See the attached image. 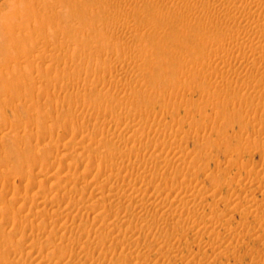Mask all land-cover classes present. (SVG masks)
I'll return each instance as SVG.
<instances>
[{
	"label": "rangeland",
	"instance_id": "374dc122",
	"mask_svg": "<svg viewBox=\"0 0 264 264\" xmlns=\"http://www.w3.org/2000/svg\"><path fill=\"white\" fill-rule=\"evenodd\" d=\"M251 1L0 0V264H143L144 258L134 253L147 241L152 248L150 258H145L147 264H264V32L253 29L250 40H232V35L249 29L252 19L262 21L264 8L249 18L250 25L238 18L241 16L227 19L222 8ZM256 1L263 6L264 0ZM214 7L222 8L217 10L223 13L217 14L223 17L216 16ZM217 32L222 35L212 40L209 36ZM250 47L255 50L247 55ZM238 54L237 60L228 61ZM222 57L229 62L226 66L220 60L217 63ZM82 122L92 126L85 128ZM157 122L161 124L158 127ZM124 127L132 129L125 132ZM133 129L137 133L133 134ZM140 131L144 139H140ZM104 136H109L108 140ZM102 153L103 158L99 156ZM107 163L114 170L121 165L122 170L116 169L121 176ZM144 171L159 177L150 178ZM101 173L112 175L114 185L128 179L126 185L122 183L124 188L120 185L123 189L146 187L143 194L145 190L141 192L139 186L142 197H150L148 187L151 193L158 188L153 191L158 202L143 200L142 215L141 206L136 208L137 212L140 209L139 219L136 209L131 210V203L137 200H129L124 191L123 197L119 196L121 188L103 181ZM165 179L173 184H165ZM51 180L52 188L46 187L45 182ZM182 180L184 187L179 184ZM186 180H192L193 187ZM101 187L108 199L96 201L94 193ZM193 188L201 192L191 191ZM39 191L46 194L43 205L41 199L33 198ZM195 193L202 194L199 198ZM173 194L179 196L178 202L186 197L183 202L187 205L194 195L193 203L202 213L198 208V222H191L193 226L173 224L180 213L185 216L183 202H177L176 211L173 207L164 216L159 213L161 202L166 205ZM59 198L63 202L55 212L51 204ZM250 198L253 201L248 204ZM109 199L118 201L113 204ZM72 202H77L73 203L76 209L69 207ZM121 205L126 209H120ZM39 208L45 215L34 219L32 213ZM145 215L152 220H141ZM166 216L171 217L169 226L167 218L163 224ZM158 218L166 233L156 236L160 241L154 244L153 232L143 227ZM203 220L208 226L197 232ZM63 221L70 227L61 228ZM33 224L41 227L42 235V230L37 231L39 235L33 231ZM144 235L150 241L142 240ZM127 236L133 238L121 243ZM156 245L164 249L154 250ZM166 245L176 246L167 250L168 256Z\"/></svg>",
	"mask_w": 264,
	"mask_h": 264
},
{
	"label": "bare ground",
	"instance_id": "6f19581e",
	"mask_svg": "<svg viewBox=\"0 0 264 264\" xmlns=\"http://www.w3.org/2000/svg\"><path fill=\"white\" fill-rule=\"evenodd\" d=\"M180 1H183V0H180ZM235 1H236V0H235ZM237 1H241V0H237ZM253 1H254V0H252L249 4L247 3V4H245V5H236L235 7L233 6L232 8L226 6V5L223 3L225 6L222 7V8L225 10L224 12H226V13L228 14V16H229V17L226 16L227 19L230 18V17L232 18V17H236V16H241V17H238V18H240V20H241V18H242L243 21L245 20L244 24L246 23L247 25H250L251 23L249 24V21H250L249 18H250V17L253 18V16L256 15L257 13H258V14H261V12L259 13V10H261V9L264 8V7H263L264 4H263V6H262V5L258 4L257 1H256V2H253ZM197 2L202 4V3L206 2V0H197ZM240 3H241V2H240ZM262 3H264V2H261V4H262ZM217 4H218V3H217ZM223 4H222V6H223ZM227 4H228V3H227ZM238 4H239V3H238ZM241 4H243V3H241ZM230 5L232 6L233 4H229V6H230ZM215 6H216V5H215ZM261 7H262V8H261ZM222 8H221V9H222ZM214 9H215V7H214ZM217 9H218V8H217ZM217 9H215V10H216V16L218 15L217 13L221 10V9H220V10L218 9V10H219V11H218ZM263 10H264V9H263ZM217 11H218V12H217ZM222 11H223V10H222ZM222 11L219 12V13L222 14V13H223ZM261 11H262V10H261ZM213 12H214V11H213ZM226 13H224V14H226ZM241 13H242V14H241ZM224 14H223V15H224ZM258 14H257V15H258ZM207 15H208V14H207ZM212 15H213V14H212ZM214 15H215V14H214ZM216 16H215V17H216ZM218 16H220V15H218ZM218 16H217V17H218ZM221 16H222V15H221ZM221 16H220V17H221ZM206 17L209 18V16H206ZM222 17H223V16H222ZM238 18H237V19H238ZM261 18H262V17H261ZM218 19H219V18H218ZM222 19H223V18H222ZM235 19H236V18H235ZM248 19H249V20H248ZM254 19H255V18H254ZM254 19L251 20V21H252V25L248 26V28H249L248 30H245V31H243V32H241L240 30H238V31H240V32H239V33L237 32L234 36L232 35V40L234 39V40H236V42L244 41V39H246V40H247V39L250 40V39H251V38H250V35H251L250 33H251V32L254 33V31H252L253 29H255L256 31L258 30L259 32H262V33H263V32H264V21H263V19H264V11H263V19H262V21H258V19H260V18H258V19H256V20H254ZM240 20H239V22H240ZM243 21H241V22H243ZM241 22H240V23H241ZM114 23H116V22H114ZM114 23H112V24H114ZM237 23H238V21H237ZM242 24H243V23H242ZM250 27H252V28H250ZM226 29L228 30V28H226ZM229 29H230V28H229ZM236 30H237V29H236ZM236 30H235V31H236ZM220 31H221V30H220ZM222 32H223V33H227L228 31H227V32H226V31H222ZM222 32H217V34H216V33H214V34L211 33L212 37H211V35H210L209 37H210L212 40H214V36H217L218 34H219V35H222ZM259 32H258V33H259ZM228 33H229V32H228ZM231 33H232V32H230V34H231ZM255 33H257V32H255ZM262 33H260V34H262ZM223 35H225V34H223ZM254 35H255V34H254ZM254 35H253V36H254ZM257 35H259V34H257ZM257 35H256V36H257ZM230 36H231V35H230ZM260 36H261V35H260ZM206 37H207V36H206ZM257 37H258V36H257ZM257 37H256V38H257ZM215 38H216V37H215ZM217 38H218V36H217ZM249 38H250V39H249ZM256 38H255V39H256ZM259 38L262 39L263 36H262V37H259ZM259 38H257V39H259ZM255 39H254V40H255ZM248 40H247V41H248ZM255 41H256V40H255ZM263 41H264V38H263ZM59 42L63 43V40H59ZM245 42H246V41H245ZM252 42H253V40H252ZM259 42H260V41H259ZM227 43H228V42H227ZM239 43H240V42H239ZM246 43H247V42H246ZM246 43H245V44H246ZM256 43H258V42H256ZM261 43H262V40H261ZM223 44H224V43H223ZM247 44H249V43H247ZM250 44H251V42H250ZM221 45H222V44H221ZM255 45H257V44H255ZM102 46H103V45H102ZM232 46H233V44H232ZM259 46H261V45L259 44ZM263 46H264V43H263ZM256 47H258V45H257ZM232 48H235V47H232ZM232 48H231V49H232ZM254 48H255V47H250V48H248V49H247V51H248V54H247V55H249V53H250V54H253V52H254L253 50H255ZM257 49H258V48H257ZM235 50H236V49H235ZM243 51H245V50H243ZM232 53H233V52H232ZM236 53H237V52H236ZM243 54H244V53H243ZM241 56H243V55H241ZM232 57H234V56H232ZM251 57H252V56H251ZM238 58H239V54H238V56H235L234 58H230L228 61H229V62H231V61H235V60H237ZM246 58H247V57H246ZM216 60L218 61V62L216 61L217 63H219V60H220L225 66H226V63H229L228 61L223 60V57H222V59H221V58H218V59H216ZM241 60H242V59H241ZM221 62H220V63H221ZM222 63H221V64H222ZM232 63H233V62H232ZM232 63H231V64H232ZM234 63H235V62H234ZM221 64H220V66L223 65V64H222V65H221ZM227 66H229V65H227ZM222 67H224V66H222ZM115 73H116V72H115ZM119 75H120V74H119ZM119 75H118V76H119ZM116 76H117V75H116ZM112 99H113V98H112ZM118 100H119V99H118ZM113 101H114V99H113ZM115 101H116V100H115ZM147 113H148V112H147ZM92 119H93V118H90L91 121H92ZM94 120H95V119H94ZM110 120H111V119H110ZM107 121H108V120H107ZM87 122H88V121H86L85 123H87ZM93 122H94V121H93ZM93 122H92V124H93ZM131 122H133V121H131ZM131 122L128 121L129 124H130ZM83 123H84V122H82V125H83ZM113 123H114V122H113ZM116 123H117V122H116ZM157 123H158V122H157ZM100 124H101V123H100ZM109 124L111 125V123H109ZM87 125L89 126V124H87ZM87 125H85V126H87ZM95 125H96V124H95ZM114 125H115V124H114ZM118 125H119V124H118ZM123 125H124V124H123ZM131 125H132V127H133V126H138V125H135V124H133V123H131L130 126H131ZM154 125H155V124H154ZM156 125H157V124H156ZM156 125H155V126H156ZM160 125H161V124L158 123L157 127L160 126ZM85 126L83 125V127H85ZM88 126H87V128H88ZM91 126H92V125H91ZM91 126H89V128H90ZM103 126H104V125H103ZM111 126L113 127V125H111ZM111 126H110V127H111ZM115 126H116V125H115ZM121 126H122V125H121ZM121 126H120V128H122ZM108 127H109V126H108ZM108 127H107V128H108ZM118 127H119V126H118ZM138 127H139V126H138ZM138 127H137V128H138ZM80 128H81V127H80ZM85 128H86V127H85ZM115 128H117V127H115ZM127 128H128V127H127ZM82 129H83V128H82ZM125 129H126V128L124 127V130H125ZM131 129H132V128H130V129H128V130H131ZM134 129H135V127H134ZM134 129H133V131H134ZM84 130H85V129H84ZM86 130H87V129H86ZM93 130H95V128H94ZM101 130H102V129H101ZM110 130H112V128H111ZM120 130H121V129H120ZM124 130H123V131H124ZM128 130L126 129L125 132L128 131ZM113 131H114V130H113ZM113 131H112V133H113ZM86 132H87V134H88V136H89V132H88V131H86ZM102 132H104V131H102ZM117 132H118V134H119V131H117ZM135 132H136V130L134 131V133H133V132H132V133L135 134ZM138 132H139V131H138ZM112 133H111V134H112ZM136 133H137V132H136ZM83 134H84V133H82V135H83ZM118 134H117V135H118ZM141 134H142V136H140ZM82 135H81V137H82ZM103 135H104V134H103ZM105 135H106V134H105ZM108 135H109V134H108ZM112 135H113V134H112ZM117 135H116V136H117ZM140 135H139V136H140V139H142V138L144 139V136H143L142 131H140ZM144 135L147 136V134H145V133H144ZM83 136H85V138H86V134H84ZM88 136H87V137H88ZM146 136H145V139L149 138V136H147V138H146ZM111 137H112V136H111ZM119 137H120V136H119ZM141 137H142V138H141ZM173 137H174V136H173ZM173 137H172V138H173ZM104 138H105V136H104ZM104 138L102 137V141H103V142L105 141V139L108 140L109 136H108V138H107V137H106L105 139H104ZM170 138H171V137H170ZM82 139H83V138H82ZM113 139H114V137H113ZM116 139H118V138H116ZM116 139H115V141H116ZM119 139H120V138H119ZM121 139H122V137H121ZM168 139H169V138H168ZM168 139H167V140H168ZM107 140H106V141H107ZM111 140H112V139H111ZM111 140H110V141H111ZM122 140H123V139H122ZM122 140H121V142L124 141V140H123V141H122ZM173 140H176V139H173ZM173 140H171V141H173ZM80 141H82V140L80 139ZM80 141H79V142H80ZM106 141H105V142H106ZM110 141H109V143H110ZM112 141H113V140H112ZM112 141H111V142H112ZM115 141H114V142H115ZM156 141H158V140H156ZM168 141H169V140H168ZM83 142H84V141H83ZM107 142H108V141H107ZM118 142H119V140H118ZM125 142H126V141L123 142V145H124ZM127 142H128V140H127ZM169 142H170V141H169ZM178 142H179V141H178ZM128 143H129V142H128ZM128 143H127V144H128ZM166 143H167V142H166ZM117 144H119V143H117ZM177 144H178V143H177ZM77 145H79V144H77ZM80 145H83V143H82V144L80 143ZM110 145H111V143H110ZM112 145H113V144H112ZM115 145H116V144H115ZM120 145H121V143L119 144V146H120ZM129 145H130V144H129ZM129 145H128V146H129ZM159 145H161V143H159ZM72 146H73V145H72ZM64 147H65V146H64ZM110 147H111V146H110ZM113 147H114V145H113ZM115 147H116V146H115ZM125 147H126V146H125ZM146 147L148 148V146H146ZM161 147H162V146H161ZM180 147H181V146H180ZM180 147H179V148H180ZM69 148H70V147H69ZM77 148H78V146H77ZM79 148H80V147H79ZM120 148H122V146H121ZM128 148H129V147H127L126 149H128ZM133 148H134V147H133ZM176 148H177V146H176ZM123 149H124V148H123ZM131 149H132V148H131ZM136 149H137V147H136ZM138 149H139V148H138ZM138 149H137V151H138ZM173 149H174V148H173ZM71 150H72V149H71ZM74 150H75V148H74ZM74 150H73V151H74ZM108 150H109V149H108ZM110 150H111V149H110ZM115 150H116V149H115ZM120 150H121V149H120ZM124 150H125V149H124ZM133 150H134V149H133ZM116 151H119V150H116ZM128 151H129V149H128ZM128 151H127V153H125V154H128ZM134 151H136V150H134ZM129 152L131 153V151H129ZM130 153H129L128 155H130ZM136 153H137V152H136ZM136 153H135V154H136ZM122 154L125 155V154L123 153V151H122ZM122 154H121V155H122ZM131 154H132V153H131ZM138 154H139V153H138ZM143 154H144V153H143ZM143 154H142V157H141V155H140V158H141V159L144 158V157H143ZM62 155H63V154H62ZM95 155H96V154H95ZM102 155H103V153H102L101 155H99V156L102 157ZM104 155H105V154H104ZM111 155H112V154H111ZM161 155H162V154H161ZM96 156H98V155H96ZM119 156H120V154H119ZM125 156H126V155H125ZM131 156H132V155H131ZM100 157H99V158L97 157V158L100 160ZM109 157H110V156H109ZM114 157H115V156H114ZM122 157H123V156H122ZM137 157H138V156H137ZM137 157H136V158H137ZM145 157H146V156H145ZM163 157H164V156H163ZM166 157H167V156H166ZM94 158H95V157H94ZM102 158H103V157H102ZM116 158H117V157H116ZM124 158H125V157H124ZM124 158H122L121 161H123ZM127 158H128V157H127ZM130 158H131V157H130ZM167 158H168V157H167ZM95 159H96V158H95ZM120 159H121V157H120ZM141 159H140L139 161H141ZM163 159H164V158H163ZM165 159H166V158H165ZM99 160H98V162L100 163ZM117 160H118V159H117ZM144 160H146V159H144ZM150 160H151V159H150ZM150 160H149V161H150ZM152 160H153V159H152ZM130 161H131V160H130ZM134 161H135V160H134ZM156 161H157V160H156ZM159 161H160V160H159ZM167 161H168V160H167ZM98 162H97V163H98ZM113 162H115V161H113ZM118 162H120V161L118 160L116 164H118ZM144 162H145V161H144ZM152 162H153V161H152ZM152 162L150 161L151 164H152ZM163 162H164V161H163ZM125 163H126V162H125ZM128 163H129V162H128ZM128 163H127V164H128ZM132 163H133V162H131L130 164H132ZM139 163H140L141 165H143V164H142V163H143L142 161L139 162ZM148 163H149V162H148ZM156 163H158V162H156ZM161 163H162V162H161ZM100 164H102V160H101V163H100ZM100 164H99V165H100ZM112 164H113V163H112ZM116 164H114V165L116 166ZM136 164H138V163H136ZM158 164H159V163H158ZM99 165H98V166H99ZM107 165L111 168V166H110L111 163H110V165L107 163ZM118 165H119V164H118ZM118 165H117V166H118ZM125 165H126V164H125ZM134 165H135V164L133 163L132 166L134 167ZM141 165H139V166H141ZM100 166H101V165H100ZM100 166H99V167H100ZM115 166H114V167H115ZM117 166H116V169H118ZM130 166H131V165H130ZM146 166H148V168H149V165H147L146 162H145V167H146ZM112 167H113V165H112ZM118 167H121V169L119 168V170H122V166H121V165L118 166ZM133 167H132V168H133ZM135 167H136L135 169L139 168L138 166H135ZM142 167H144V166H142ZM145 167H144V168H145ZM100 168H101V167H100ZM106 168H107V167H106ZM106 168H105V169H106ZM151 168H152V166H151ZM151 168H150V169H151ZM103 169H104V168H103ZM105 169H104V171H105ZM111 169H112V168H111ZM116 169H115V170L112 169V171L114 170V172H115V171H116V172H120V171H118V170H116ZM123 169H125V168H123ZM135 169H134V170H135ZM140 169H141V168H140ZM140 169H139V170H140ZM145 169L147 170V167H146ZM145 169H144V170H145ZM156 169H157V168H156ZM130 170H131V169H130ZM130 170H129V171H130ZM134 170H132L131 174L133 173ZM139 170H137V171L139 172ZM141 170H143V168H142ZM141 170H140V172H141ZM110 171H111V170H110ZM110 171H109V173H110ZM124 171H125V170H124ZM129 171H126V172H129ZM156 171H157V170H156ZM156 171H155V172H156ZM101 172H103V171H101ZM114 172H113V174H112V173H111V174H112V175H115L116 172H115V173H114ZM122 172H123V171H122ZM138 172H135V174H134L135 177H136V174H138ZM140 172H139V173H140ZM144 172H145V173H148L149 176H150V174H151V171H147V172L144 171ZM152 172H153V171H152ZM157 172H158V171H157ZM103 173H104V172H103ZM103 173H101V174H103ZM162 173L164 174V172H162ZM165 173H166V172H165ZM116 174H117V173H116ZM118 174H119V173H118ZM127 174H129V173H127ZM131 174H129V175L132 176L133 174H132V175H131ZM140 174H142V173H140ZM159 174H160V176L163 175V174L161 175V173H159ZM103 175H104V174H103ZM108 175H109V174H108ZM112 175H109V177L106 176V175H104L105 178H104L103 181H105L106 183H109V185H114V182H113L112 177H111ZM124 175L127 176V175L125 174V172H124ZM152 175L154 176V175H156V174L152 173ZM152 175H151V176H152ZM157 175H158V173H157ZM157 175H156V177H159V176H157ZM99 176H100V175H99ZM115 176H116V175H115ZM115 176H113V177H115ZM120 176H121V172H120ZM122 176H123V174H122ZM138 176H139V175H138ZM151 176H150V178H152ZM165 176H166V175H165ZM49 177H50V176H49ZM52 177H53V176H52ZM69 177H70V176H69ZM69 177H67V178L70 180ZM110 177H111V178H110ZM116 177H119V176H116ZM135 177H133V178L135 179ZM95 178L99 179L98 177H95V176H94V180H95ZM122 178H123V177H122ZM127 178H128V177H127ZM160 178H161V177H160ZM165 178L169 179L167 176H166ZM97 179H96L95 181H97ZM102 179H103V178H102ZM113 179H114V178H113ZM118 179H119V178H118ZM118 179L116 178L115 180L118 181ZM131 179H132V178H131ZM158 179H159V178H158ZM162 179H164L163 176H162ZM167 179L163 180V181L165 182V184H168L167 181H169V180H167ZM142 180H143V179H142ZM150 180H152V179H150ZM153 180H156V179L153 178ZM153 180H152V181H153ZM187 180H188V179H187ZM187 180H186V181H187ZM99 181H101V180L99 179ZM99 181H98V182H99ZM103 181H101V182H103ZM117 181H115V183H117ZM119 181L122 182L123 180L121 181V179H119ZM127 181H128V179H127ZM127 181H126V183H127ZM170 181H171V180H170ZM170 181H169V183H170ZM190 181H192V180H189V181H187V182H189V184H190ZM194 181H195V180H194ZM52 182H53L52 180H51V182H50V181L45 182L46 185H47L46 187H48V188H52V186L54 185V184H52ZM98 182H97V183H98ZM101 182H100V183H101ZM105 182H103V185H105L104 187H106ZM160 182L162 183V180H161ZM192 182H193V181H192ZM192 182H191V183H192ZM53 183H54V182H53ZM88 183H89V182H88ZM95 183H96V182H95ZM95 183H93V184H95ZM100 183H99V184H100ZM111 183H113V184H111ZM122 183H123V182H122ZM122 183H121V184H122ZM126 183H125V184L123 183V184L126 185ZM93 184H92V185H93ZM121 184H120V183H119V185H118V183L115 184V185H116V188H117V185L120 187ZM123 184L121 185L122 187L124 186ZM141 184H142V183H141ZM144 184H146V183H144ZM150 184H151V183H150ZM170 184H173V183L171 182ZM170 184H169L168 188L171 187ZM179 184L182 185V184H183V180H182L181 183L179 182ZM187 184H188V183H187ZM96 185H97V184H95V187L103 186L102 184H101V185H98V186H96ZM109 185H108V186H109ZM115 185H114V186H115ZM128 185H129V184H128ZM128 185H127V186H128ZM190 185H191V184H190ZM190 185H189V186H190ZM55 186H56V184H55ZM55 186H54V188H55ZM82 186H83V185H82ZM86 186H87V185H86ZM93 186H94V185H93ZM114 186H113V187H114ZM133 186H136V185H133ZM139 186H140V188H141V192H142V190H143V191L145 190V192H144L143 194H146V193H147V192H146V187H143V186H141V185H139ZM139 186H137L138 188H137V187H134V188H131V189H128L129 187L126 188V189H128V190L123 189L124 187H123V188L120 187L121 189L118 188V189H120V190L122 191V195L120 194L119 196L123 197L124 193H126L125 195L128 197L129 200H132V198H135V199L137 200V201L134 200L135 202H134V203H131V204H133V207L131 208V210H133L134 208H135V209H136V208L138 209V207H140V206H141V209H142V208H143V204H144V203H143V202H144L143 200H146V201L148 200V201H150V202L153 201V202H151V203L158 202V200H156V198L158 199L157 195H155V194L153 193V191L156 192V189H158V188H155V190H151V191H152V193H151V192H150V188L148 187L147 189H149V193H150L149 196H150V197L147 196L148 194H147L146 196L142 197V196L140 195V188H139ZM144 186H146V185H144ZM148 186H149V185H148ZM161 186H162V185H161ZM161 186H159V189H160ZM166 186H167V185H165V187H166ZM173 186H174V187H177V186H175V185H173ZM178 186H180V185H178ZM185 186H186V182H185ZM191 186L193 187V185H191ZM180 187H181V186H180ZM182 187H184V184H183ZM85 188H86V187H85ZM93 188H94V187H93ZM101 188H102V187H101ZM114 188H115V187H114ZM97 189H99V188H97ZM97 189H96V193H94V192H93L94 189H92V190H93L92 192H93L95 195H94L93 193H92V194L96 197V198L94 197L95 200H96V199H97V200H98V199H101V200H102V199H104V200H105V199H108V195H107L106 192L103 190L104 188H102V190L99 189V190H101L100 192H98L99 190H97ZM105 189H106V188H105ZM162 189H163V188H162ZM162 189H160V190H162ZM164 189H165V188H164ZM172 189H173V188H172ZM172 189H171V190H172ZM179 189H181V188H179ZM184 189H185V188H184ZM194 189H196V188L191 189V191H194V192H195ZM48 190H49V189H48ZM112 190H113V189H112ZM112 190H111V191H112ZM187 190H188V189L186 188V190H185L186 193H187ZM197 190H198V189H196V191H197ZM42 191H43V190H42ZM49 191H50V190H49ZM107 191H108V190H107ZM114 191H115V190H114ZM116 191H117V189H116ZM123 191H124V193H123ZM157 191H159V190H157ZM177 191H178V189H177ZM179 191H180V190H179ZM183 191H184V190H183ZM103 192H105V194H104ZM112 192H113V191H112ZM117 192H118V191H117ZM181 192H182V191H181ZM181 192H180V193H181ZM197 192H201V190H200V191H197ZM39 193H41V192L39 191ZM39 193H35V194H34L35 197H33V198L41 199V201L44 202V203H42V205H43V204H45V200H44V199H46V198H44V196H43L44 193H43V194L41 193L42 195L39 194ZM46 193H47V191H46ZM118 193H119V192H118ZM188 193H191V192L188 191ZM192 193H193V192H192ZM32 194H33V193H32ZM90 194H91V193H90ZM113 194L115 195V193H113ZM157 194H158V192H157ZM195 194H197V193H195ZM198 194L200 195V194H202V193H198ZM198 194H197V195H198ZM44 195L46 196V194H44ZM173 195H174V194H173ZM176 195H179V192L176 193ZM191 195H192V196H191L192 198L190 197V199H191L190 201H192V203H193V200H192V199H193V196H194V195H193V194H191ZM199 195H198V196H199ZM206 195H207V194H206ZM206 195H205V196H206ZM60 196H61V195H60ZM63 196H64V195H63ZM67 196H68V195H67ZM126 196H125V197H126ZM158 196H159V195H158ZM198 196H197V198H198ZM200 196H201V195H200ZM200 196H199V198H200ZM212 196H213V195H212ZM64 197H65V196H64ZM116 197H117V196H116ZM121 197H120V198H121ZM145 197H146L147 199H146ZM170 197H171V196H170ZM177 197H179V196H177ZM177 197L174 195L173 197L170 198L172 201H171V200H168V202L165 203L166 205H163V204H164V201H163V202H161V203H163V204L160 205V207H159V205H155V207L158 206L159 208H158V207H156V208H158V211L160 210V211H161V214L163 215V214H165L166 212H169L170 210H172L173 207H174L173 209H175V207L178 206V205H177L178 203H181V202H183L184 200H185V203H186V199H184V198H186V197L182 196V197H184V198H183V201L180 200L181 202H178V199H179V198H177ZM182 197H180V198H182ZM48 198H49V197H48ZM48 198H47V199H48ZM62 198H63V197H62ZM62 198L54 199V202L52 201V204L50 203L51 205H54V210H55V207H56L55 212H56L57 210H59L58 207H61L60 204H62V202H63V201H62ZM91 198H93V197L91 196ZM118 198H119V197H118ZM144 198H145V199H144ZM150 198H151V199H150ZM202 198H204L203 195H202ZM64 199H65V198H63V200H64ZM116 199H117V198H116ZM121 199H122V198H121ZM123 199H124V198H123ZM149 199H150V200H149ZM167 199H168V196H167ZM167 199H165V200H167ZM33 200H34V199H33ZM67 200H68V199H67ZM83 200H84V199H83ZM90 200H92V199H90ZM97 200H96V201H97ZM104 200H103V201H104ZM109 200H110L111 203H113V202H114V203H117V201H118V200H117V201L114 200V201L112 202L111 199H109ZM126 200H127V199H126ZM129 200H128V201H129ZM154 200H155V201H154ZM160 200H161V199H160ZM162 200H164V199H162ZM205 200H206V199H205ZM41 201L39 200V202H41ZM47 201H48V200H47ZM72 201H73V199H72ZM74 201H75V200H74ZM76 201H77V200H76ZM81 201H82V200H81ZM81 201L78 200V202H81ZM85 201H86V200H85ZM88 201H89V200H88ZM88 201H87V202H88ZM115 201H116V202H115ZM122 201H123V200H122ZM142 201H143V202H142ZM146 201H145V202H146ZM203 201H204V199H203ZM203 201H202V202H203ZM252 201H253V199L250 198V199L247 200V203L249 204V203H251ZM34 202H36V201H33V203H34ZM49 202H51V201H49ZM60 202H61V203H60ZM64 202H65V201H64ZM67 202H68V201H67ZM83 202H84V201H83ZM83 202H82V204H84ZM91 202H92V201H91ZM91 202H90V203H91ZM105 202H106V204H108V203H107V202H108L107 200H106ZM110 202H109V203H110ZM138 202H139V203H138ZM159 202H160V201H159ZM172 202H173V203H172ZM174 202H175V204H174ZM177 202H178V203H177ZM202 202H201V203H202ZM46 203H47V202H46ZM73 203H74V202H72V204H73ZM114 203H113V204H114ZM128 203H129V204H128ZM128 203H127L128 205H131L130 202H128ZM142 203H143V204H142ZM161 203H160V204H161ZM183 203H184V202H183ZM183 203H181V205L184 206V209H185L184 211H185V213H184V211H183L182 209H181V212L183 211L182 213H183L186 217H185V216L182 217V216H181V213L179 212V213H180V215H179L178 212H177V214L179 215L180 218H179V217H176L175 221H173V222H176V221H177L178 224H179V223H180V225L183 224V225H182L183 227H184V225H185V226H188V225L190 226V223H191V222H195V223L198 222L196 217H197V215H198L197 212L199 213V211H198V208H199V207H197V206L195 205L196 203H195V204H194V203L192 204V203L190 202V204H188V205L185 204V203L183 204ZM240 203H241V202H240ZM66 204H67V203H66ZM68 204H70V203L68 202ZM74 204H77V202L74 203ZM74 204H73V205H70L69 207L73 206V208H75V207H74ZM79 204L81 205V203H79ZM86 204H87V203H86ZM113 204H112V205H113ZM119 204H121V203H119ZM127 204H126V205H127ZM155 204H156V203H155ZM245 204H246V203H245ZM30 205H31V204H29V206H30ZM36 205H37V204H36ZM63 205H64V206H63ZM63 205H62V206H63L64 208L67 207L64 203H63ZM80 205H79V206H80ZM103 205H104V204H103ZM108 205H109V204H108ZM110 205H111V204H110ZM112 205H111V206H112ZM128 205H127V207L129 208ZM175 205H176V206H175ZM181 205H179V207H180ZM202 205H203V204H202ZM34 206H35V205H34ZM47 206H48V205H47ZM49 206H50V205H49ZM79 206H78V207H79ZM89 206H90V205H89ZM122 206H124V208L126 207L125 205H121L120 209L122 208ZM203 206H204V205H203ZM237 206H238V205H237ZM247 206H248V205H247ZM249 206H250V205H249ZM249 206H248V208H249ZM92 207H93V206H92ZM196 207H197V208H196ZM36 208H38V207H36ZM82 208H83V207H81V209H82ZM97 208H98V207H97ZM118 208H119V206H118ZM128 208H127V210L130 209V208H129V209H128ZM176 208H178V207H176ZM30 209H31V208H30ZM60 209H62V208H60ZM75 209H76V208H75ZM122 209H123V208H122ZM125 209H126V208H125ZM137 209H136L135 213L137 212ZM179 209H180V208H179ZM199 209H200V208H199ZM50 210H51V209H50ZM52 210H53V209H52ZM54 210H53V211H54ZM63 210H64V209H63ZM63 210H62V211H63ZM69 210H70V209H69ZM69 210H68V211H69ZM77 210L79 211V209H77ZM139 210H140V209H139ZM139 210H138V212H139ZM155 210H157V209H155ZM155 210H152V213H153ZM201 210H202V209H200V211H201ZM247 210H248V209H247ZM28 211H30V210H28ZM60 211H61V210H60ZM60 211L57 212L56 215L61 214ZM66 211H67V210H66ZM70 211H71V210H70ZM78 211H77V212H78ZM82 211H83V210H82ZM142 211H143V209L141 210V212H139L141 215H142ZM145 211H146V210H145ZM160 211H159V213H160ZM172 211H173V210H172ZM175 211H176V209H175ZM175 211H174V212H175ZM179 211H180V210H179ZM31 212H33V211H31ZM75 212H76V211H75ZM102 212H103V211H102ZM125 212H126V210L124 211L123 214H126ZM129 212H130V211H128V213H129ZM132 212H134V211H132ZM138 212H137V213H138ZM143 212H144V211H143ZM147 212H150L149 214H151V211H147ZM147 212H146V214H148ZM156 212H157V211H156ZM170 212H171V211H170ZM174 212H173V213H174ZM50 213H51V212H50ZM100 213H101V212H100ZM128 213H127V215H125V216L127 217V219H129V218H128ZM130 213H131V212H130ZM135 213H134V214H135ZM139 213H138V216L140 215ZM173 213H172V214H173ZM201 213H202V211H201ZM28 214H29V212H28ZM32 214L35 216V218L33 217L34 219H37L38 216H44V215H45V214L42 212V210H40V208L34 210V212H33ZM74 214H75V213H74ZM97 214H98V211H97ZM97 214H96V215H97ZM156 214H157V213H156ZM156 214H155V215H156ZM161 214H160V215H161ZM167 214H168V213H167ZM167 214H166V215H167ZM183 214H182V215H183ZM212 214H214V212H212ZM77 215H78V214H77ZM98 215H99V214H98ZM129 215H130V214H129ZM143 215H144V213H143ZM152 215H153V214H152ZM174 215H175V214H174ZM174 215L171 216V214H170L171 217H175ZM214 215H215V214H214ZM27 216H28V215H27ZM59 216L61 217V215H59ZM59 216H58V217H59ZM62 216H63V215H62ZM74 216H75V215H74ZM120 216H121V215H120ZM153 216H154V215H153ZM153 216H152V217H153ZM163 216H164V215H163ZM170 216H166L165 218H163V219H164V223H163V221L160 220V218H162V217L159 216L160 218L157 219L158 222H156L157 220L155 221V219H153L154 221L152 222V225H149L148 227H146V226L143 227V228H146V229L148 228L147 231H152V232H153L152 235L154 236V238L151 236V237L153 238V239H151V240H153L154 244L156 243L155 241L158 240V239L156 238V236L158 237V236H161V235H162L161 233H164V234L166 233V232H164V227H165V225H162V223H163V224H166V223H167L166 226H169V225H168V218H169ZM203 216L205 217L204 214H203ZM212 216H213V215H212ZM212 216H211V217H212ZM216 216H217V215H215V218L217 219ZM96 217H97V216H96ZM121 217H122V216H121ZM149 217L151 218V215H149ZM155 217H156V216H155ZM171 217H170V218H171ZM181 217H182V218H181ZM209 217H210V216H209ZM76 218H77V216H75V219H76ZM97 218H98V217H97ZM99 218H100V217H99ZM123 218H125V217H123ZM142 218H143L144 222H145L146 218H147V220L149 219L148 216H146V215H145V217H142V216H141V220H142ZM156 218H157V217H156ZM166 218H167V222L165 223V219H166ZM199 218H201V217H199ZM75 219H74V217H73V220H75ZM100 219H102V218H100ZM139 219H140V216H139ZM172 219H173V218H172ZM180 219H181V220H180ZM201 219H204V218H201ZM209 219H210V218H208V220H209ZM211 219H213V217H212ZM38 220H39V219H38ZM58 220H59V219H58ZM98 220H99V219H98ZM149 220H150V219H149ZM151 220H152V218H151ZM151 220H150V221H151ZM173 220H174V219H173ZM198 220H199V219H198ZM139 221H140V220H138V222H139ZM60 222H62V221H60ZM71 222L74 223V221H71ZM71 222H70V223H71ZM100 222H101V220H100ZM135 222H137V221H135ZM138 222H137V223H138ZM169 222H171V221H169ZM177 222H176V223H173V224L176 225ZM207 222H208V221H204V220H203V221H202L203 224L201 223L202 226L200 225V223H199V224H196V225H198V226H199V225L201 226V227L199 226V228L196 229V231L199 232L200 230H203V229L205 230V227L208 226V225H206ZM38 223H39V222H38ZM38 223L36 222V224H38ZM40 223H41V222H40ZM63 223H64V221H63ZM68 223H69V222H68ZM68 223H67V224H68ZM137 223H136V224H137ZM141 223H142V221H141ZM171 223H172V222H171ZM36 224H33V225H34V230H33V231H36V232H37V231L40 230L41 227H39V226H35ZM71 224H72V223H71ZM138 224H139V223H138ZM138 224H137V225H138ZM191 224H192V226H193V223H191ZM208 224H209V223H208ZM217 224H218V223H217ZM43 225H44V224H43ZM60 225H62L61 228H64V229H65V226L70 227V226L66 225L65 223H64V224L61 223ZM60 225H59V227H60ZM137 225H134V226L137 227ZM141 225H142V224H141ZM143 225H144V223H143ZM143 225H142V226H143ZM145 225H146V224H145ZM40 226H41V225H40ZM63 226H64V227H63ZM72 226H73V225H72ZM112 226H113V225H112ZM117 226H118V225H117ZM142 226H139V227H142ZM170 226H171V224H170ZM172 226H173V225H172ZM172 226H171V227H172ZM176 226H177V225H176ZM192 226H191V227H192ZM209 226H210V225H209ZM45 227H46V226H45ZM67 227H66V229H68ZM136 227H135V228L133 227V228L136 229ZM139 227H138V229H139ZM191 227H190V228H191ZM195 227H196V226H195ZM212 227H214V226H212ZM61 228H60V229H61ZM186 228H187V227H186ZM188 228H189V227H188ZM193 228H194V227H193ZM193 228H191V229H193ZM171 229H173V228H171ZM41 230H42V229H41ZM41 230H40V232H41ZM57 230H58V229H57ZM115 230H116V229H115ZM136 230H137V229H136ZM136 230L133 231V229H132V234H133V232H136ZM169 230H170V229H169ZM33 231H32V232H33ZM64 231H65V233H66V230H64ZM213 231H214V230H213ZM44 232H45V229H44ZM58 232H59V231H58ZM62 232H63V231H62ZM119 232H120V231H119ZM142 232H143V231H142ZM152 232H149V233H152ZM168 232H170V231H168ZM168 232H167V233H168ZM30 233H31V232H30ZM34 233H35V232H34ZM37 233H38V232H37ZM42 233H43V230H42V232H41L40 234L42 235ZM51 233H52V232H51ZM54 233H55V232H54ZM63 233H64V232H63ZM138 233H139V232H138ZM143 233H144V232H143ZM171 233H172V232H170V234H171ZM193 233H194V232H193ZM193 233H192V234H193ZM195 233H196V232H195ZM200 233H201V232H200ZM49 234H50V233H49ZM57 234H58V233H57ZM57 234H55V235H57ZM160 234H161V235H160ZM30 235H31V234H30ZM37 235H39V233H38ZM50 235H51V234H50ZM50 235H48V236H50ZM52 235H53V234H52ZM52 235H51V236H52ZM59 235H60V234H59ZM64 235H65V234H64ZM64 235L62 234V235L60 236L61 239H62V241H64V240H63ZM146 235H147V234H146ZM171 235H172V234H171ZM194 235H195V234H194ZM62 236H63V237H62ZM133 236L135 237L134 234H133ZM133 236H132V237H131V236L124 237V238L121 240V243H126V242L128 241V238L131 237V239H132ZM144 236H145V235H144ZM163 236H165V235H163ZM167 236H168V234H167ZM167 236H166V238H167ZM195 236H196V235H195ZM195 236H194V238H195ZM55 237H56V236H55ZM122 237H123V235L121 236V238H122ZM137 237H138V236H137ZM141 237H142V236H141ZM169 237H170V236H169ZM30 238H31V237H30ZM33 238H34V237H33ZM47 238H48V237H47ZM56 238H57V237H56ZM67 238H68V237H67ZM69 238H70V237H69ZM161 238H162V237H161ZM196 238H197V236H196ZM35 239H36V238H35ZM50 239H51V238H50ZM59 239H60V238H59ZM61 239H60V241H61ZM167 239H168V238H167ZM57 240H58V239H57ZM65 240H66V239H65ZM71 240H72V239H71ZM137 240H138V239H137ZM137 240H135V241H137ZM142 240H146V236H145V239H142ZM147 240L150 241V239H147ZM147 240H146V241H147ZM162 240L164 241L165 239H162ZM162 240H161V241H162ZM176 240H177V239H176ZM32 241H33V240H32ZM158 241H160V240H158ZM158 241H157V242H158ZM187 241H188V240H187ZM187 241H186V242H187ZM131 242H132V240H130V243H127L128 246H130L129 244H131ZM143 242H144V241H143ZM143 242H142V243H143ZM153 242H152V243H153ZM177 242H178V240H177ZM62 243H63V242H62ZM69 243H70V242H69ZM115 243H116V241H115ZM138 243H139V242H138ZM144 243H146V242H144ZM144 243H143V244H144ZM158 243H159V242H158ZM164 243L166 244V240H165ZM164 243H160V245H163V246L165 247V244H164ZM175 243H176V241H175ZM175 243H171V244L174 245ZM188 243H190V242H188ZM188 243H187V244H188ZM64 244H65V243H64ZM140 244H141V243H140ZM176 244H177V243H176ZM178 244H180V242H179ZM198 244H199V243H198ZM69 245H70V244H69ZM137 245H138V244H137ZM144 245H145V244H144ZM160 245H158V246L156 245L157 247H155L154 250H156V249H157V250L162 249L163 247H162V246L160 247ZM199 245H200V244H199ZM8 246H9V245H8ZM95 246H96V245H95ZM98 246H99V245H98ZM101 246H102V244H101ZM125 246H126V245H125ZM128 246H127V247H128ZM133 246H134V245H133ZM154 246H155V245H154ZM178 246H179V245H178ZM178 246H177V247H178ZM121 247H122V246H121ZM121 247H120V248H121ZM170 247H171L170 245H169V247H167V245H166V249H165V251L168 250V251L170 252V250H169ZM172 247L174 248V246H172ZM172 247H171V249H172ZM99 248H101V247L99 246ZM128 248H130V247H128ZM133 248H134V249H131V250H132V253L135 252V249H137V246H136V247H133ZM139 248H140V249H139ZM175 248H176V246H175ZM175 248H174V249H175ZM179 248H180V247H179ZM118 249H119V248H118ZM151 249H152V248H151V244L148 243V241H147V243H146V245H145L144 247H143V245H142L141 247L138 246V249L136 250V252H135L134 254L137 253L136 256H137L138 258L140 257V259H141V258H144V262H143V264L146 263V262L148 263L149 260L146 261L145 258H146V259H147L148 257L150 258V252H151ZM163 249H164V248H163ZM99 250H101V249H99ZM116 250H117V249H116ZM123 250H124V249H123ZM154 250H153V251H154ZM114 251H115V250H114ZM168 251L166 252V255H167V253H169ZM172 251L175 252L174 250H172ZM172 251H171V252H172ZM178 251H179V250H178ZM117 252H118V250H117ZM128 252L131 253V251H128ZM159 252H160V251H159ZM132 253L130 254V256L132 255ZM164 253H165V252H164ZM177 253H179V252H177ZM177 253L175 252V254H177ZM115 254H116V253H115ZM117 254H119V252H118ZM117 254H116V256H118ZM121 254H123V253H121ZM161 254H162V253H161ZM173 254H174V253H173ZM173 254H172V255H173ZM79 255H80V254H79ZM123 255H124V254H123ZM157 255H158V253H157ZM162 255H163V254H162ZM168 255H169V254H168ZM168 255H167V256H168ZM177 255H179V254H177ZM177 255H173V257H174V256L176 257ZM82 256H83V255H82ZM116 256H115V257H116ZM124 256H125V255H124ZM163 256H164V255H163ZM167 256H164V257H167ZM26 257H27V256H26ZM156 257H157V256H156ZM159 257H160V256H159ZM159 257H157V258H159ZM178 258H179V257H178ZM181 258H182V257H181ZM117 259H118V258H117ZM151 259H152V258H151ZM159 259H160V258H159ZM162 259H163V258H162ZM176 259H177V258H176ZM95 260H96V259H95ZM135 260H136V259H135ZM135 260H134L133 262H135ZM38 261H39V260H38ZM41 261H43V259H42ZM140 261H142V260H140ZM145 261H146V262H145ZM39 262H40V261H39ZM138 262H139V261H138ZM91 263H92V262H91ZM95 263H96V262H95ZM110 263H111V262H110ZM127 263H128V262H127ZM131 263H132V262H131ZM135 263H136V262H135ZM147 263H146V264H147ZM133 264H134V263H133ZM139 264H140V262H139ZM141 264H142V263H141Z\"/></svg>",
	"mask_w": 264,
	"mask_h": 264
}]
</instances>
